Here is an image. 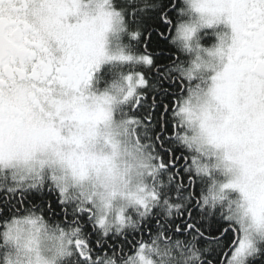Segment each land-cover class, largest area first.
Returning <instances> with one entry per match:
<instances>
[{"label":"snow or ice","instance_id":"snow-or-ice-1","mask_svg":"<svg viewBox=\"0 0 264 264\" xmlns=\"http://www.w3.org/2000/svg\"><path fill=\"white\" fill-rule=\"evenodd\" d=\"M112 2L121 11L101 0L90 18L83 0H0V166L32 164L40 150L82 144V133L64 135L69 121L94 127L110 114L103 105L112 103L101 98L94 112L87 110L93 72L105 60H135L143 67L125 78L129 107L121 122L147 153L146 194L113 227L53 177L75 237L65 264H264V243H257L264 240V0H189L201 26L223 21L230 35L209 52L214 62L197 56L195 76L176 63L175 92L165 103L158 102L149 75L157 66L147 49L107 56L104 47V33L121 12L135 16L155 5ZM95 19L103 23L93 31ZM160 19L171 23L164 12ZM195 30L175 26L186 48ZM40 184L36 172L29 187ZM8 191L18 202L14 209L0 204V222L33 211L29 201L38 199L21 184ZM40 205L53 216L61 211Z\"/></svg>","mask_w":264,"mask_h":264},{"label":"clouds","instance_id":"clouds-1","mask_svg":"<svg viewBox=\"0 0 264 264\" xmlns=\"http://www.w3.org/2000/svg\"><path fill=\"white\" fill-rule=\"evenodd\" d=\"M100 2L101 0L92 2L83 0L82 11L88 13L90 18H95L97 4ZM181 2L184 10H189V0ZM105 8L121 11L114 7L112 0H108ZM122 14L123 12L118 19H113L111 28L104 33V47L106 34L114 25L123 22ZM102 23V20L95 19L91 30H99ZM178 25L189 24L181 21ZM170 43L185 55L188 54L180 31H175ZM209 52L206 50V56L215 60ZM197 56L200 60L206 61L199 52H196L187 66L181 65L185 70L193 68L194 76L196 74L194 62L199 63ZM126 77L122 76L111 82L99 94L89 91L90 82L87 85L84 94L89 112L97 109V102L101 98H110L112 103L103 105L110 114L94 127L69 121L64 135L71 137L82 133L84 135L82 144L64 143L40 150L32 164L20 162L11 169L0 166V177L11 171L10 179L24 182L27 187L36 172L41 175L46 170L48 180L52 183L55 177L69 198L91 203L98 218L106 219L115 227L116 217L129 208H134L139 199L146 194L145 164L149 163L147 153L136 147L135 138L125 135V126L114 111L117 106L128 103L125 99L129 90ZM40 161L45 163L41 164ZM6 187L8 185L0 184V190ZM74 239L72 229L63 227L59 222H50L40 212L24 211L7 221L0 222V249L3 250L0 252V264H65L71 251L70 241Z\"/></svg>","mask_w":264,"mask_h":264},{"label":"trees","instance_id":"trees-1","mask_svg":"<svg viewBox=\"0 0 264 264\" xmlns=\"http://www.w3.org/2000/svg\"><path fill=\"white\" fill-rule=\"evenodd\" d=\"M155 5L153 8H147L143 13H138L135 16H130L127 11L123 12V30L117 35L116 41L118 46L130 56H138L147 51L154 57V68L149 73L150 78L154 81V89L156 91L157 99L159 103L167 102L168 96L175 92V84L173 79L178 74L172 73L171 69L175 67L176 63H181L187 66L194 54L193 50L187 48L188 54L185 55L183 51L177 48L173 43H170L173 34L175 33V26L181 21L187 22L191 18V14L188 10H184V5L181 0H150ZM114 3V7H115ZM131 6H136L132 4ZM161 12H164L171 20V23L165 25L161 22ZM126 25V27H125ZM141 33L139 37L133 39L130 33L137 31ZM221 31L218 27H211L201 31L196 37L197 44H200L203 48L212 47L217 40V35ZM161 33L164 35L162 36ZM147 37V38H146ZM143 66L138 64L136 61L131 62H112L103 66L104 73L103 77H100L101 83L99 87L107 88L111 82L116 81L119 77L132 74L137 70H140ZM164 68L165 72L161 73L160 69ZM107 71V72H106ZM106 78V79H105ZM105 84L103 85V80ZM142 91L141 89L137 90ZM128 105L117 106L114 111L117 113L118 118H123L125 113L128 111ZM148 105H145L144 112L147 111ZM144 112H136L134 115L142 116ZM157 112L159 109L157 108ZM143 134V130H142ZM11 171L4 176L0 177V184H6L8 187L0 190V204L9 206L14 209L17 199L14 196L15 192H9V188H15L17 184L23 186V191L32 195L35 194L36 203L33 205L29 201V206L35 212H40L50 222H60L65 220L63 227L67 228V221L64 212V206L59 203V192L55 186L48 180L47 172L43 174L42 184L36 188L29 186L25 187L24 182L13 181L10 179ZM40 200H43L45 206L57 205L61 211L52 215V209L49 207L46 213L40 205ZM75 226V225H73ZM91 227V225H89ZM3 250L0 249V252Z\"/></svg>","mask_w":264,"mask_h":264},{"label":"rangeland","instance_id":"rangeland-1","mask_svg":"<svg viewBox=\"0 0 264 264\" xmlns=\"http://www.w3.org/2000/svg\"><path fill=\"white\" fill-rule=\"evenodd\" d=\"M188 11L191 14V18L186 23H188L190 26H195V28H196L192 38L187 42L188 43V48L193 50L194 53L199 52L201 57L204 58L206 61L214 62L213 58H208L206 56V50H208V51L214 50L217 46H219L221 44V38H223L224 43L227 44L228 43V37L230 35V28L223 21H221L220 23H215V24H213L210 27L209 26H201L200 22H199L198 14L193 12V11H191V10H188ZM220 26H221V28L224 29V31L217 35L216 43L210 48L199 47L201 45L197 44V42H196V38L197 37L196 36L201 31H203V30H205L207 28H211V27L220 28ZM122 30H123V23L116 24V25H114L113 29L109 33L106 34V38L108 37V42H107V39H106V42H105V51H106V55L107 56H116V55H120V54H123V55H126V56H130V55L126 54L119 46L116 45V44H118L117 41H116L117 35ZM133 61H135V60H133ZM112 62H131V61L108 60V63H112ZM128 75H130V74H128ZM128 75H125V76H128ZM46 172L47 171L45 170L41 174V176L43 174H45ZM57 191H58V189H57Z\"/></svg>","mask_w":264,"mask_h":264},{"label":"flooded vegetation","instance_id":"flooded-vegetation-1","mask_svg":"<svg viewBox=\"0 0 264 264\" xmlns=\"http://www.w3.org/2000/svg\"><path fill=\"white\" fill-rule=\"evenodd\" d=\"M70 22H72L71 19H70ZM221 32L222 31H220L219 34ZM106 39H107V42H108V37ZM107 64H108V60H106L105 62L101 63L100 66H99V68L93 72L92 79L90 80L89 91H92V92H95L96 94H99L101 91H103L104 89H106V88L99 87V85L101 83L100 77H103V73H104L103 66L104 65H107ZM105 79L102 82L103 85L106 82ZM257 243H264V240H258Z\"/></svg>","mask_w":264,"mask_h":264}]
</instances>
